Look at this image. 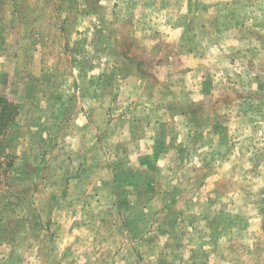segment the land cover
I'll list each match as a JSON object with an SVG mask.
<instances>
[{
    "label": "rangeland",
    "instance_id": "rangeland-1",
    "mask_svg": "<svg viewBox=\"0 0 264 264\" xmlns=\"http://www.w3.org/2000/svg\"><path fill=\"white\" fill-rule=\"evenodd\" d=\"M0 264H264V0H0Z\"/></svg>",
    "mask_w": 264,
    "mask_h": 264
},
{
    "label": "trees",
    "instance_id": "trees-1",
    "mask_svg": "<svg viewBox=\"0 0 264 264\" xmlns=\"http://www.w3.org/2000/svg\"><path fill=\"white\" fill-rule=\"evenodd\" d=\"M2 100H3V98H2V96H0V129L5 126L4 124H6L8 122V120L6 118L7 116L4 115L1 110H3L4 108H6L9 105H7V104L5 105V103H3Z\"/></svg>",
    "mask_w": 264,
    "mask_h": 264
}]
</instances>
